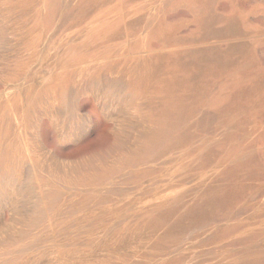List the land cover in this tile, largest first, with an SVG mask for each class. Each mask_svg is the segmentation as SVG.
Returning a JSON list of instances; mask_svg holds the SVG:
<instances>
[{
    "label": "rangeland",
    "instance_id": "374dc122",
    "mask_svg": "<svg viewBox=\"0 0 264 264\" xmlns=\"http://www.w3.org/2000/svg\"><path fill=\"white\" fill-rule=\"evenodd\" d=\"M0 264H264V0H0Z\"/></svg>",
    "mask_w": 264,
    "mask_h": 264
}]
</instances>
